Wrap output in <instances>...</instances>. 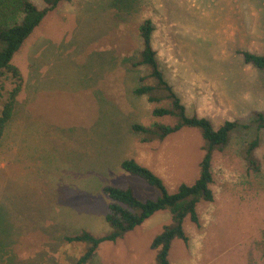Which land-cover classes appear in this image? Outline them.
<instances>
[{
    "label": "rangeland",
    "instance_id": "1",
    "mask_svg": "<svg viewBox=\"0 0 264 264\" xmlns=\"http://www.w3.org/2000/svg\"><path fill=\"white\" fill-rule=\"evenodd\" d=\"M33 1L44 7L43 0ZM147 19L155 26L160 69L188 115L205 117L219 128L264 113V70L247 64L238 52L264 55V0L62 2L12 60L22 76L19 104L45 119L43 127L51 125V136H57L50 141L49 162L39 158L36 165V174L49 183L36 186L21 167L26 165L11 162L8 145L21 139L13 133L3 141L0 264H78L87 244L68 243L65 237L110 231L105 186H131L142 200L159 198L158 189L121 169L124 158L149 167L170 192L198 179L205 154L200 130L185 127L150 143L132 131L134 123L173 120L153 116L163 103L134 93L150 72L136 65L143 50L140 28ZM16 85L13 75L5 73L0 114ZM18 115L20 125L25 124L24 110ZM96 128L104 130L109 146L95 144ZM87 130L94 137L86 141L82 131ZM62 132L71 137L59 139ZM256 138L259 172L244 156ZM213 172L215 199L200 202V226L185 223L190 240L173 242L169 264H264V130H234L229 144L214 153ZM171 222L168 210L156 213L117 242L102 243L88 264H155L151 243Z\"/></svg>",
    "mask_w": 264,
    "mask_h": 264
},
{
    "label": "trees",
    "instance_id": "2",
    "mask_svg": "<svg viewBox=\"0 0 264 264\" xmlns=\"http://www.w3.org/2000/svg\"><path fill=\"white\" fill-rule=\"evenodd\" d=\"M44 7L40 8L33 0H0V84L5 73L9 72L18 81V85L10 92L7 102L0 114V141L6 125L11 120L18 94L22 88V76L19 69L12 64L14 56L20 51L24 42L44 18L54 11L62 2L72 0H43ZM155 26L150 19L143 22L140 32L143 39V50L137 66H146L150 69L147 76L141 77L139 85L134 93L137 96H145L151 103L164 104L153 110V116L157 118H171V123L154 122L151 126L139 123L132 125V131L141 136V141L150 143L155 140L163 141L169 135L181 129L197 128L204 139V157L200 163V175L194 184H180L175 192H170L164 180L149 167L141 164L134 158H124L120 167L131 175L145 180L150 186L159 190V198L142 200L134 188L117 186H105L103 192L109 197V213L106 222L110 231L103 236H96L90 231L84 230L77 236H67L68 243H85L87 249L80 257L78 264H88L96 255L99 246L104 242H117L127 233L143 225L149 218L158 212L168 210L172 215L171 224L164 226L151 243V249L155 250V264H169V256L172 244L175 240H181L188 244L190 237L186 231L185 223L192 222L196 226L201 225L198 207L201 201L213 202L215 199L212 185L214 184L213 158L216 151L223 150L230 142L231 133L237 128L249 129L255 127L257 131L264 130V113H257L249 122L226 121L219 128L205 117L190 116L186 112V106L173 86L166 79L159 66L157 52L153 47V33ZM242 53L247 64L264 70V55L249 51ZM152 83H149L150 81ZM260 145V139L256 138L246 146L245 160L255 171L261 169L256 157V150Z\"/></svg>",
    "mask_w": 264,
    "mask_h": 264
},
{
    "label": "crops",
    "instance_id": "3",
    "mask_svg": "<svg viewBox=\"0 0 264 264\" xmlns=\"http://www.w3.org/2000/svg\"><path fill=\"white\" fill-rule=\"evenodd\" d=\"M38 86L35 85V95L38 90ZM103 100H101L102 103ZM35 104L36 99H35ZM25 108V109H24ZM19 109L24 110V116H25V124L20 125L19 121ZM27 105L26 104H19L18 98L16 99L15 108L13 112V116L11 120L6 125V128L4 130V134L2 136V139L0 141V153L5 150V147L2 146L3 141L7 137V134H14L13 137L20 138L21 140L15 145L14 143H9L11 145L9 146V150L12 155L11 162L15 163L17 165L23 164L27 166V169H25V166H22L24 168V173L27 176H30V179L32 181H35V186L40 183H46L48 184L49 181L43 179L42 176L37 175L38 172L37 168V161L39 158H45L47 161L51 158L50 151L54 149L53 144L50 142L51 138L54 136H51L52 132H49V129L51 130V125L48 124L47 127H43L42 122H44L43 118L38 114L36 115H30L27 111ZM103 116V114H102ZM51 127V128H50ZM16 129V130H15ZM97 130V135L95 136V144L96 145H104L109 146L111 143L109 140H105L104 138V130L100 129ZM101 132V133H99ZM82 137L86 139H92L94 136H92L91 131H82ZM102 135L101 143L99 141V136ZM68 137L71 136L67 135L65 132H62L61 134H58L59 139H63L61 137ZM2 146V147H1ZM6 152V151H5ZM99 153L104 155V151L98 150ZM4 158V156H2ZM1 158V159H2ZM35 159V165H32L31 163H34ZM49 162V161H48ZM5 165L4 162L0 161V168ZM71 167V166H70ZM28 172V173H27ZM104 170L102 171V174H104Z\"/></svg>",
    "mask_w": 264,
    "mask_h": 264
}]
</instances>
